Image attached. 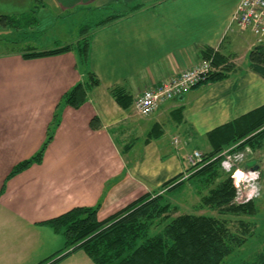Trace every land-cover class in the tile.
<instances>
[{"label": "crops", "instance_id": "0c3cea01", "mask_svg": "<svg viewBox=\"0 0 264 264\" xmlns=\"http://www.w3.org/2000/svg\"><path fill=\"white\" fill-rule=\"evenodd\" d=\"M33 1L0 0V15L24 13ZM43 1L37 35L52 32L61 15L135 0ZM239 1L146 0L142 9L97 29L90 67L100 84L82 107L64 109L43 162L9 180L13 167L43 145L63 94L88 74L74 51L34 59L0 55V264H39L60 250L42 249L44 235L59 233L47 221L74 207L101 202L102 221L172 178L187 176V155L210 149L211 130L264 105V77L249 60L257 38L246 42L248 63H237L241 34L248 31L231 22ZM60 41L36 49L75 43ZM208 49L230 56L237 71L164 102L148 117L139 116L134 104L123 108L110 93L121 85L135 102L198 64ZM95 116L103 124L99 130L91 127ZM69 256L57 264L85 263L81 251Z\"/></svg>", "mask_w": 264, "mask_h": 264}, {"label": "trees", "instance_id": "16d2710c", "mask_svg": "<svg viewBox=\"0 0 264 264\" xmlns=\"http://www.w3.org/2000/svg\"><path fill=\"white\" fill-rule=\"evenodd\" d=\"M124 3L116 1L99 10L92 7L88 10L116 9ZM44 6L43 0H34L29 10L24 13L0 15V29H5L6 33L21 35V38L15 37L13 40L12 36H1L3 38H0V48H8L0 55L20 53L26 59H34L74 51L78 66L87 68L88 79L78 81L63 94L48 126L43 145L34 155L16 164L7 180L43 162L48 146L54 140L62 122L64 109L68 106L77 109L82 107L88 101L90 90L100 84L99 78L90 67L93 33L142 9L144 2L101 18L92 27L88 26L92 29H82L77 42L61 48L39 51L35 47L22 46L21 49H10V45H18L31 32L35 33L39 23L38 12ZM203 54L204 58L213 57L216 69L201 84L224 80L237 71L230 62V56L214 49H208ZM249 60L251 68L264 77V42L250 51ZM110 93L123 108L130 109L133 106L134 98L123 86L110 88ZM91 127L95 130L103 127L98 116L91 120ZM208 139L211 151L204 156L200 166L188 169L186 178L183 174L172 178L159 191L143 195L109 218L99 220L100 202L94 206L74 207L48 220L56 232H63L65 246L39 264H57L79 250L94 264H224L227 257L247 243L251 234L249 222L241 221L242 231L238 233L231 229L228 220L213 214H178L180 206L173 202L172 196L190 183L197 194L201 195L199 210L212 209L234 216L256 215L259 209L255 200L240 204L235 202L237 188L231 176L222 168L221 153L235 144L239 149L246 146L255 149L263 145L264 105L214 128L208 133ZM5 187L6 183L2 192ZM233 264H264V247L250 259Z\"/></svg>", "mask_w": 264, "mask_h": 264}, {"label": "rangeland", "instance_id": "374dc122", "mask_svg": "<svg viewBox=\"0 0 264 264\" xmlns=\"http://www.w3.org/2000/svg\"><path fill=\"white\" fill-rule=\"evenodd\" d=\"M144 1L146 0H135L132 2L131 1L125 2L123 6L120 5V7L116 9H106L100 11L89 10L87 12H73L68 15H61L57 18L58 25L52 32H49L48 34H44V33L39 34L40 32H38L39 35L31 32V34H29L22 43H18V45L15 46L10 45V49H21L22 46L23 47L31 46L37 49L46 47L48 45L54 46L55 44V42H53L54 38L55 39L60 38L61 41H63L62 43L71 42V41L77 42V40L80 38V35L82 33V29L87 28L88 26L92 27L93 24L96 23V21H99L101 18H104L116 11L128 10L132 5ZM150 1L151 0H148V3ZM90 27H88V30L92 29ZM6 32L7 31L5 29H0V38H3L1 37L3 35L7 37L12 36V40L15 39V37L21 38L20 34H15L10 32L6 33ZM241 36L245 41H241L240 44H238V48L236 51H238V53L241 55V59L237 61V63L245 65L248 63V56H247L248 49L246 46V42L251 44L252 42L255 41L256 36L253 33H251V31L249 30L241 34ZM5 48H8V46L1 47L0 53H4V51H6ZM230 50L233 51L231 47ZM81 68L87 70V68L83 65H81ZM200 151L203 153V158H204V156L211 151V147L210 149H208L205 146H203L201 147ZM192 152H190L189 154H191ZM221 155L223 156V161H222L223 170L226 172L227 175L231 176L235 186L236 185L238 186V184H240L239 188L243 189V191L246 194L245 198H243L238 202L236 201L235 202L237 204H240L241 201L246 203L251 200H255L257 207L259 209L256 215L234 216V215H224L218 212L217 210H212V209L199 210L198 205L201 195L197 194L194 186L191 185L190 183H188L182 191L172 196V200L175 204H178L180 206V212L178 214L185 212L213 214L228 220L231 229L238 233H241L242 231L241 221L249 222L248 224L251 226L249 229V233L251 234L248 238L247 243L240 249L236 250L232 255L227 257L224 261V264H233L237 262L238 263L242 262L243 260L250 259L257 252L261 251V249L264 247V142L261 147L255 149L252 148L251 146H246L243 149H239L238 145L235 144L223 150ZM228 159H232V161L234 162V166H231V169H229L230 165L226 163ZM236 169L237 171L242 170L244 172V176L240 180L238 178H234V175L236 174ZM187 176L184 177L186 178ZM42 242H44V245H42V249L44 251L45 250L49 251L51 254L53 251L63 248L65 246V237L63 232L57 233L56 236H54L53 234L44 235ZM79 251H81V254H83L85 258L84 264H87L88 262H90V264H94L92 260L82 250ZM72 255L73 253L70 254V256ZM48 258L49 257H47L46 259ZM76 258L77 257H72V261H75Z\"/></svg>", "mask_w": 264, "mask_h": 264}, {"label": "built area", "instance_id": "2783aa9c", "mask_svg": "<svg viewBox=\"0 0 264 264\" xmlns=\"http://www.w3.org/2000/svg\"><path fill=\"white\" fill-rule=\"evenodd\" d=\"M231 22L241 31H251L256 36L258 44L263 43L264 0H240L232 15ZM215 69L213 57L204 58L198 64L184 70L179 75L160 83L156 87L145 90L134 102L136 113L141 117L150 116L164 102L180 97L206 81L209 74ZM179 141L178 137L174 138V144H179ZM187 161L189 167L195 168L202 163L203 153L195 149L191 154L187 155ZM226 163L230 165L229 169L234 166L232 159H228ZM234 178H237L236 175H234ZM239 186L240 184L237 186L236 202L246 197L245 192ZM241 203L244 202L241 201Z\"/></svg>", "mask_w": 264, "mask_h": 264}, {"label": "bare ground", "instance_id": "6f19581e", "mask_svg": "<svg viewBox=\"0 0 264 264\" xmlns=\"http://www.w3.org/2000/svg\"><path fill=\"white\" fill-rule=\"evenodd\" d=\"M235 175L240 180L243 178L244 172L242 170H238Z\"/></svg>", "mask_w": 264, "mask_h": 264}]
</instances>
